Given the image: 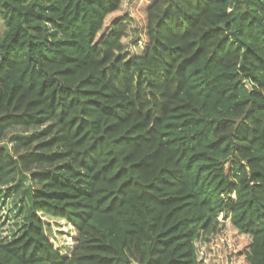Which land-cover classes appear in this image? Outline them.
<instances>
[{"label": "trees", "instance_id": "trees-1", "mask_svg": "<svg viewBox=\"0 0 264 264\" xmlns=\"http://www.w3.org/2000/svg\"><path fill=\"white\" fill-rule=\"evenodd\" d=\"M181 2L0 5V264H201L219 254L222 264H264V0ZM85 28L104 53L99 75L67 51H79ZM164 34L190 43L173 47ZM161 48L177 53L169 79L173 68L203 73L200 107L215 98L230 115L204 122L180 84L158 115L130 110L121 81L141 83ZM241 113L244 131L229 133ZM146 121L172 132L157 139ZM105 124L120 156L98 147L103 135L85 147L90 126ZM51 220L70 225L72 239L59 244Z\"/></svg>", "mask_w": 264, "mask_h": 264}, {"label": "clouds", "instance_id": "clouds-1", "mask_svg": "<svg viewBox=\"0 0 264 264\" xmlns=\"http://www.w3.org/2000/svg\"><path fill=\"white\" fill-rule=\"evenodd\" d=\"M3 2L4 0H0V5H2ZM170 2H172V0H170ZM175 4H179L183 8L181 0H175ZM175 4L173 5L174 7ZM185 11L188 10L185 9ZM259 15L264 18V12L259 13ZM82 31L84 39L81 40V47L79 51L74 49H68L67 51L70 55L79 57L80 63L91 65V70L96 75H99L103 68L107 67V65L100 62L101 57L104 53L100 52V54L97 55V53L91 48V44L88 43L87 29L85 28ZM101 31H103V29H101ZM98 38L99 37L97 35V39ZM195 38L196 37H192V39ZM161 39H165V43H172L173 47H175V45L177 44L183 45L185 50L190 43V40L187 38L184 40L169 41L166 39V34L162 35ZM92 43L94 44L95 40H93ZM249 43H252V41L249 40ZM168 51H171V49H168ZM168 51H165L162 48L158 49L153 53L152 57L149 58L151 60L150 64L141 65L142 67H144V76L141 77V83L137 82L135 76L129 78V76L126 75L123 77L121 81L122 85L124 86V88L131 89V91L127 93V99H131L134 101V104L129 105L128 108L130 110L143 112H147L149 108H152L153 115H158L159 113L157 112V108L160 106V104L171 101L172 94L174 92H177V84H180L184 89L183 93H181L182 102L187 103L189 100L198 101V103H196V107L198 109L197 114L203 118L204 122H207L210 119L217 118L218 112L230 115V113L225 109L224 105H215V98H213L205 107H200V104L203 103V97L198 95L199 87L193 88V85H199V79L203 78V73L198 78L191 74V69H188L187 71H176V69L173 68L170 74L172 79H169L168 69L171 61L175 59L177 53H173V56L169 57ZM176 67H180L179 61H176ZM148 81H152L154 86L150 87ZM121 115H123V113H121ZM232 119H234L235 123L228 130L229 133H236L237 135L241 134L244 131V126L241 125L243 113H241L240 115L232 116ZM108 123H113V121H108ZM247 123L250 124L251 121L249 120L247 121ZM145 125L146 127H144V131L147 132L148 128H152L153 132L149 135H154L157 139L167 138L162 136V133L164 132H172L171 129L165 128L163 124H154L146 121ZM90 127L91 132L89 144L85 145V147H89L92 140H97V137L103 135L104 140H97L98 147L106 145L107 148L114 149L113 155H121V150L119 149L118 145L113 143L119 133L115 132L114 130L104 131V128L107 127V124L99 129L95 125H92ZM117 127H119V125L114 124V128ZM261 127L264 128V125H261ZM134 133L135 129H133L132 132L129 133V135H133ZM236 142L237 141L233 140V143ZM96 154L97 153L89 152L88 155L83 158L89 164H91L92 161L91 159H89V157H93ZM224 158L227 159V157ZM125 254H127V250Z\"/></svg>", "mask_w": 264, "mask_h": 264}, {"label": "rangeland", "instance_id": "rangeland-1", "mask_svg": "<svg viewBox=\"0 0 264 264\" xmlns=\"http://www.w3.org/2000/svg\"><path fill=\"white\" fill-rule=\"evenodd\" d=\"M131 12L134 16H136V10L134 8V6H132L131 8ZM4 30V25L2 23V21L0 20V33ZM9 185V184H7ZM6 185V187H4V189H6L8 186ZM18 199V195H16L15 193L12 196L7 197L6 201V205L4 206V216H8L9 220L6 221V231L4 232L7 234H10L11 231V220H13L12 217L15 216V214H18V211L16 208L14 203L15 201ZM221 217V216H220ZM51 226L54 232V235L56 237V240L58 241L59 244H63L64 242H67L68 240L70 241L72 239V237L75 234L74 229L68 225L66 222L61 221V220H51ZM201 264H222L221 258H220V254L216 257H214L212 260H210L209 262H204Z\"/></svg>", "mask_w": 264, "mask_h": 264}]
</instances>
